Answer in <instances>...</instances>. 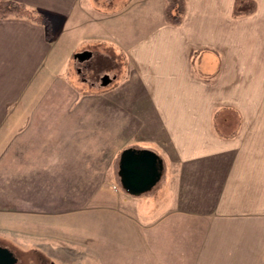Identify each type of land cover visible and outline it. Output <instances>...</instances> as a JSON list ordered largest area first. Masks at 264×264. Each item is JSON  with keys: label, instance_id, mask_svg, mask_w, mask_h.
Wrapping results in <instances>:
<instances>
[{"label": "crops", "instance_id": "crops-1", "mask_svg": "<svg viewBox=\"0 0 264 264\" xmlns=\"http://www.w3.org/2000/svg\"><path fill=\"white\" fill-rule=\"evenodd\" d=\"M15 1L51 36L0 18V236L49 264H264V0L237 16V0H185L179 24L167 0L152 20L154 0ZM81 49L130 71L112 90L75 86L61 67ZM111 111V144L155 152L161 176L134 195L118 170L115 199L98 197L104 180L90 198Z\"/></svg>", "mask_w": 264, "mask_h": 264}, {"label": "rangeland", "instance_id": "rangeland-1", "mask_svg": "<svg viewBox=\"0 0 264 264\" xmlns=\"http://www.w3.org/2000/svg\"><path fill=\"white\" fill-rule=\"evenodd\" d=\"M166 2V0H164ZM150 2V0H149ZM160 0H154L151 5L145 6L147 9V15H149L148 19H156L158 16L157 8H159ZM140 6V4H139ZM145 9L143 11H145ZM146 14L143 15V19L145 18ZM121 20L120 23L122 27L128 26V23H124L125 19L123 17L119 18ZM110 24V23H109ZM62 45V41H59L58 46ZM83 47V46H82ZM98 48V46H97ZM102 49L103 47H99V49ZM85 49H81L80 52H84ZM65 63L62 64L61 68H67L68 76L70 77V81L78 87H83L87 90L96 91L97 89L94 88H100V89H113L114 83H115V77L119 76L120 80L118 83L125 77V72L130 71L129 65L123 64L124 66L120 67L122 68L119 70L117 68V64L114 62L113 59H99L98 63H93L91 59H80L78 56H75L73 59H70L69 62H66L67 59H64ZM125 60V59H124ZM123 62V60H122ZM86 81V84L85 82ZM99 100L91 102L92 105H90V124L92 125L94 123V120L97 119V102ZM100 102V101H99ZM112 102V101H111ZM112 110V108L110 109ZM98 120V119H97ZM105 120L109 124L110 128H107L106 133V144L102 145H91L90 146V161L92 164V168L97 167V170L101 171V175H95L91 174L90 176V198L93 197L94 193L96 192V186L98 183H101V181L104 180L105 182V190L98 193V197H104L107 199H115L114 196V186L117 185V180L119 179L118 175V165L120 164L121 159V153L124 151V149L129 147V144H122L121 143H112L115 140L113 138L114 132H113V112L106 113ZM119 135H121V129L118 130ZM94 136L98 137L97 131H93L91 133ZM124 135L122 134L120 137L122 140H125ZM128 138V137H126ZM121 146V147H119ZM131 146V145H130ZM104 147V148H102ZM104 149V150H102ZM91 168V169H92ZM104 170V171H103ZM92 171V170H91ZM102 171L105 172V175H102ZM103 183V182H102ZM116 191V190H115ZM97 193H95L96 195ZM32 218V217H31ZM33 219V218H32ZM33 222V223H32ZM3 225H9L4 223ZM31 225L29 228H34V221H31ZM13 226V224H10V227ZM13 236H10V238L4 239L0 236V245H3L1 242L8 244L9 248L14 252V254L18 258V264H49L47 261L48 259L43 254H40L34 249L33 240L29 242H23L12 238ZM5 246V245H4ZM8 247V246H7Z\"/></svg>", "mask_w": 264, "mask_h": 264}, {"label": "water", "instance_id": "water-1", "mask_svg": "<svg viewBox=\"0 0 264 264\" xmlns=\"http://www.w3.org/2000/svg\"><path fill=\"white\" fill-rule=\"evenodd\" d=\"M89 51L78 53L80 59L90 56ZM162 160L150 150L126 148L121 154L119 174L123 188L134 195L154 185L161 176ZM0 264H18L17 256L7 246L0 245Z\"/></svg>", "mask_w": 264, "mask_h": 264}, {"label": "trees", "instance_id": "trees-1", "mask_svg": "<svg viewBox=\"0 0 264 264\" xmlns=\"http://www.w3.org/2000/svg\"><path fill=\"white\" fill-rule=\"evenodd\" d=\"M185 10V0H167L165 8V20L171 24H179L182 21ZM254 10L253 0H237L234 8V15L251 13ZM9 16L26 17L34 22L45 25L47 35L51 36L50 18L41 10L29 8L24 3L15 0H0V18Z\"/></svg>", "mask_w": 264, "mask_h": 264}]
</instances>
